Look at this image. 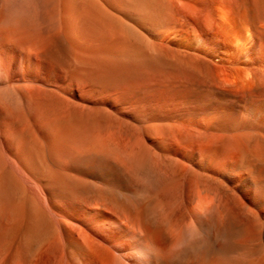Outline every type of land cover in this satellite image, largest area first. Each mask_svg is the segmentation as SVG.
<instances>
[{
  "label": "bare ground",
  "instance_id": "bare-ground-1",
  "mask_svg": "<svg viewBox=\"0 0 264 264\" xmlns=\"http://www.w3.org/2000/svg\"><path fill=\"white\" fill-rule=\"evenodd\" d=\"M0 264H264V0H0Z\"/></svg>",
  "mask_w": 264,
  "mask_h": 264
}]
</instances>
